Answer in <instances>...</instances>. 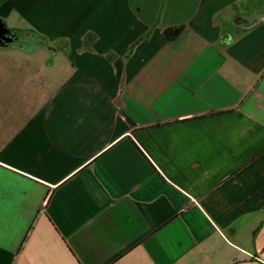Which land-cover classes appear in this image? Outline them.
<instances>
[{
  "label": "crops",
  "instance_id": "0c3cea01",
  "mask_svg": "<svg viewBox=\"0 0 264 264\" xmlns=\"http://www.w3.org/2000/svg\"><path fill=\"white\" fill-rule=\"evenodd\" d=\"M0 19V264H264V0Z\"/></svg>",
  "mask_w": 264,
  "mask_h": 264
},
{
  "label": "trees",
  "instance_id": "16d2710c",
  "mask_svg": "<svg viewBox=\"0 0 264 264\" xmlns=\"http://www.w3.org/2000/svg\"><path fill=\"white\" fill-rule=\"evenodd\" d=\"M181 32H182V28L169 29L165 32V35L169 39H173L177 37ZM4 35L14 39V42L7 43L6 41L2 40V36ZM20 35L21 33L10 30L7 27L6 23L2 19H0V48L20 45V41H19Z\"/></svg>",
  "mask_w": 264,
  "mask_h": 264
},
{
  "label": "water",
  "instance_id": "95a60500",
  "mask_svg": "<svg viewBox=\"0 0 264 264\" xmlns=\"http://www.w3.org/2000/svg\"><path fill=\"white\" fill-rule=\"evenodd\" d=\"M2 40L6 41L7 43H13L14 39L9 38L8 36H2Z\"/></svg>",
  "mask_w": 264,
  "mask_h": 264
}]
</instances>
